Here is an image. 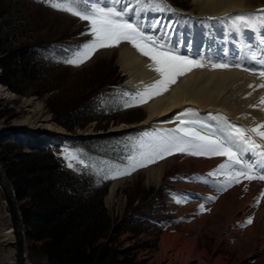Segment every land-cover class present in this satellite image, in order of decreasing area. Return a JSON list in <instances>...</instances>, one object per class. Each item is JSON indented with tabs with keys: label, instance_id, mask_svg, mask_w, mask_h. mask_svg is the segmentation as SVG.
<instances>
[{
	"label": "rangeland",
	"instance_id": "obj_1",
	"mask_svg": "<svg viewBox=\"0 0 264 264\" xmlns=\"http://www.w3.org/2000/svg\"><path fill=\"white\" fill-rule=\"evenodd\" d=\"M165 1L169 3L156 7L157 2L145 0L144 5L133 12L121 11L114 4L119 5L118 0H104L87 11L74 7L77 0H3L9 5L10 13L18 18V35L14 44L36 43L35 50L46 70L43 74L45 86L52 84L54 88L39 94L31 85L25 94H19L0 83L12 95L11 99L0 97V106L9 111L0 117V132L13 126L16 130H27L26 126L15 123L31 116L36 120L49 118L53 127L69 134L52 137L39 132L48 138H40L39 145L52 143L53 155L62 170L82 181L90 177L87 181L105 189L103 204L110 217V228L102 241L121 255L125 250L138 264H184L185 254L174 249L164 253V234L170 237L171 244L180 243L179 248L186 244L199 256H193L189 264H264V227L260 224V220H264V191L260 190L248 204L243 202L242 194L219 199L236 185L239 186L243 178L264 183V175L257 174L258 168L252 164L264 158V147L257 141L258 138L247 144L246 140H240L237 129L227 125L225 133L235 134L230 140L239 141L240 149L243 145L247 146L248 154L235 150L233 157L223 158V155L217 154L215 145L204 138H208L209 134L216 137L212 130L216 128L214 122L217 117L220 119L221 112L205 113L185 106L173 112L175 117L168 121L169 126L150 123L131 131L108 132L112 124L143 119V108H133L139 107L140 101L146 100V95L133 85H125L127 75L121 70L117 49L107 55L93 57L100 44L98 40H114L120 37L119 33L123 36V32L128 31L124 24H130L132 35L129 32L125 35L136 41L120 40V43H137L146 57L155 56L150 55L149 48L164 54L168 51L170 54L166 53L163 57L169 59L178 55L182 57L183 53L175 48L170 39H175L174 36L181 39L187 34L185 30L201 19L188 13L192 8L190 0ZM251 6L250 13L264 11V0H252ZM168 16L170 25L162 26ZM114 22L124 24H115L116 28L112 27ZM247 26L244 22L241 28L235 27L234 32L241 38V34L251 27ZM193 29L211 32L212 26L203 23ZM105 84L111 91L106 94V91L104 94L98 92L101 90L99 86ZM93 89L97 91L91 93ZM150 90L153 92L156 89L152 87ZM83 95L90 101L89 110L81 116L80 125L72 130L65 129L57 122L58 115L50 107L52 98L59 96L69 101ZM28 100H33V105L28 104ZM35 103L39 105L38 114ZM90 115L91 118H88ZM230 123L240 127L237 123ZM89 125H93L97 134L82 135ZM196 127L210 130L201 131ZM177 155L195 159L214 157L217 161L198 170L194 162L185 164L178 158L164 165L160 177L151 175L147 180L148 175L142 169ZM248 155L251 160H248ZM261 163L264 164V161ZM117 168L121 172L112 180L92 178L104 177ZM115 180L121 182L111 192L110 187ZM251 212L260 213V218ZM0 217L11 240L10 245L5 247V254L13 255V259L6 264H47L25 232L20 233L19 243L1 184ZM163 223L165 225L161 226ZM19 251L23 253L22 262Z\"/></svg>",
	"mask_w": 264,
	"mask_h": 264
},
{
	"label": "bare ground",
	"instance_id": "obj_2",
	"mask_svg": "<svg viewBox=\"0 0 264 264\" xmlns=\"http://www.w3.org/2000/svg\"><path fill=\"white\" fill-rule=\"evenodd\" d=\"M86 1L98 3L99 0ZM190 1L192 8L188 13L208 20H216L223 16L231 18L235 13H247L252 9V0ZM129 27L131 28L132 25ZM123 33L126 34L127 32L124 31ZM125 34L121 36V33H119L118 36L120 37L113 38L114 40L111 38L107 40L99 39L100 44L94 51L93 57L95 55H107L114 48L117 49L121 70L127 75L125 85H133V88H139L146 95V100H141V105L133 108H143L145 117L133 123L112 124L108 128V132L131 131L150 123L163 127L169 126L168 121L175 117L173 112L185 106L195 107L198 111L221 112L220 119L214 122L216 128L212 130L216 133V137L210 134L208 138L203 136L210 144L215 145L214 149L217 150V154L223 155V158L233 157L236 151L240 154H248L246 151L247 146L243 145L240 149L239 141L230 140V137L235 136V134L225 133L227 125L233 126L240 132L241 141L246 140L249 144L250 140L258 138L257 141L264 147V27L255 28L251 26L247 28L242 34V38L238 40L237 46L227 45L225 49H222L217 41L195 39L191 42L192 47L185 48L184 45L182 46L181 41L170 39V42L174 44L179 52L184 53V50H192L188 56L180 57L178 55L175 59L163 57L164 53L153 48H149L148 51L150 55L155 56L153 58L146 57L138 49L141 46H137V43L133 45L120 43V40L136 41L131 40ZM152 87L156 89L153 92L150 90ZM0 97L11 99L12 95L0 85ZM27 102L30 105L34 103L33 100ZM35 105L37 108L39 107L38 103H35ZM39 112L40 109L38 108L37 114ZM230 121L239 124L240 127L233 125ZM15 125L33 128L37 132L48 133L47 135H52V137L69 135L64 133L63 130L53 127L49 118L36 120L31 116H27L24 120L16 122ZM196 128L201 131L210 130L208 128ZM244 130L246 133H244ZM81 134L91 135L97 133H94L93 125H89ZM178 158L179 161L185 164L188 161L194 162L198 170L203 167H210L217 161L214 157L212 159H195L177 155L167 157L160 163L142 169V171L147 173V180L149 181V176L160 177L164 165H168L173 160H178ZM262 161H264V158L260 162L252 164L258 168L257 174L263 176L264 164L261 163ZM120 182V180H115L110 187V191L114 192ZM260 190L264 191L263 182L243 178L239 186L236 185L226 194L220 196L219 199L222 200L226 195L232 197L242 194L244 195L243 202L248 204L249 200L255 197ZM234 209L236 210V208ZM213 210L215 211V209ZM251 213H255L256 218H260L258 215L260 213ZM260 224H263L264 227V220H260ZM169 238L168 235H163L164 247L162 248L164 253L167 250L174 249L182 255L185 254L184 264H189L191 258L196 255L191 247L184 244L185 246L179 248L180 243L178 245L171 244ZM10 242L8 229L0 217V264H6L13 259V255L5 254V247L9 246Z\"/></svg>",
	"mask_w": 264,
	"mask_h": 264
},
{
	"label": "trees",
	"instance_id": "obj_3",
	"mask_svg": "<svg viewBox=\"0 0 264 264\" xmlns=\"http://www.w3.org/2000/svg\"><path fill=\"white\" fill-rule=\"evenodd\" d=\"M17 20L0 0V83L19 94L31 85L39 94L53 90L52 84L45 86L46 70L36 43L14 44ZM99 88L102 94L111 90L107 84ZM51 101L57 122L68 130L80 125L81 116L89 110L90 101L84 95L69 101L54 96ZM8 112L0 106V117ZM39 139L28 130L0 136V184L19 243L20 233L25 232L47 264H138L125 250L121 255L102 241L110 228L103 204L105 189L62 170L53 144L40 146ZM19 259L24 260L21 251Z\"/></svg>",
	"mask_w": 264,
	"mask_h": 264
},
{
	"label": "water",
	"instance_id": "obj_4",
	"mask_svg": "<svg viewBox=\"0 0 264 264\" xmlns=\"http://www.w3.org/2000/svg\"><path fill=\"white\" fill-rule=\"evenodd\" d=\"M16 130V127H11L9 129H7L6 131H1L0 133L5 134V135H11L14 131ZM29 132L35 133L38 135L39 138H47L46 136H43L41 133L34 131L32 129H27Z\"/></svg>",
	"mask_w": 264,
	"mask_h": 264
},
{
	"label": "crops",
	"instance_id": "obj_5",
	"mask_svg": "<svg viewBox=\"0 0 264 264\" xmlns=\"http://www.w3.org/2000/svg\"><path fill=\"white\" fill-rule=\"evenodd\" d=\"M114 174H115V173L112 172V174H111L110 176H108L107 179H103V178H99V179H100V180H104V181L111 180V178H113Z\"/></svg>",
	"mask_w": 264,
	"mask_h": 264
},
{
	"label": "built area",
	"instance_id": "obj_6",
	"mask_svg": "<svg viewBox=\"0 0 264 264\" xmlns=\"http://www.w3.org/2000/svg\"><path fill=\"white\" fill-rule=\"evenodd\" d=\"M0 73H1V68H0ZM6 87V86H5Z\"/></svg>",
	"mask_w": 264,
	"mask_h": 264
}]
</instances>
